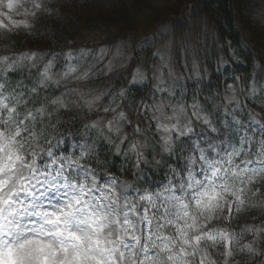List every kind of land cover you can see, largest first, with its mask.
I'll return each mask as SVG.
<instances>
[{
  "label": "snow or ice",
  "instance_id": "obj_1",
  "mask_svg": "<svg viewBox=\"0 0 264 264\" xmlns=\"http://www.w3.org/2000/svg\"><path fill=\"white\" fill-rule=\"evenodd\" d=\"M48 11L43 0H31V8L28 0H0V29L28 31L32 25L26 18ZM36 55L0 57V264H240L237 256L258 254L255 244L264 227H247L237 236L217 223H230L234 214L255 206L251 197L264 196V122L259 123L258 146L247 135L223 149L212 144L201 147L193 140L194 152L180 171L172 169L160 190L136 189L139 194L132 198L130 186L115 178L100 182L89 162L93 152L82 149L78 155H60L55 151L60 141L54 144L45 134L47 129L40 127L62 109L71 111L70 105L98 110L99 96L84 99L83 105L59 96L49 102L51 107L32 109L23 93L6 91L8 73L23 68L25 60L37 67ZM160 59L164 61V56ZM52 66L47 62L39 73L41 88L49 82L59 84ZM75 71L69 67L64 77ZM138 78L144 79L139 69L132 81ZM31 91L36 93L37 88ZM224 100L227 113L235 97ZM118 107H103L105 113L115 115L104 124L97 120L85 127L96 130L121 155V145L128 141L124 126L131 121L123 110L116 112ZM168 107L154 105L148 117L161 157L175 155L177 141L194 133V120L219 132L195 96L190 113L183 104L172 106L170 113ZM238 110L237 103L232 111ZM232 123L240 121L233 116ZM223 124L230 127L227 120ZM134 132L146 135L139 125ZM148 148L147 141L129 142L123 152L138 172L153 161L161 164L155 156L149 160ZM244 233L255 239L241 243Z\"/></svg>",
  "mask_w": 264,
  "mask_h": 264
},
{
  "label": "trees",
  "instance_id": "obj_2",
  "mask_svg": "<svg viewBox=\"0 0 264 264\" xmlns=\"http://www.w3.org/2000/svg\"><path fill=\"white\" fill-rule=\"evenodd\" d=\"M262 1L47 0L44 5L49 11L38 13L37 17L33 18L30 30L21 28L10 32H0V57L15 58L29 51L37 54L38 63L49 60L51 57L61 58L60 53L68 49L74 50L79 48V45L92 44L85 36L92 31L101 34V42L111 44L126 38L140 40L141 35L153 31L160 24L180 30L184 28V22L181 19L183 11L190 5L193 13L204 19L212 29L217 46L207 58L205 56L202 58L201 70H204L205 65L208 75L203 73L201 77H188L182 85L178 86L176 98L192 103L195 96L219 132H212L205 125L194 120V133L177 141L175 155L161 157L155 128L148 127L152 123L148 119L150 115L147 114L148 111L141 108L142 102L147 104L151 99V87L148 86L150 81L144 86L134 83L129 85L126 70L111 75L100 73L99 79L96 80L95 76L92 82L94 87L103 90L123 86L124 95L122 98L116 97L117 104L126 110L131 124H126L124 129L128 141L121 145V155H116L115 146L99 138L95 130L85 127L94 117L93 111H89L87 107L77 108L75 105H70L71 111L62 109L59 114L51 117L50 123L46 121L40 125L47 129L45 134L54 144L57 141L62 142L55 149L60 155L73 153L78 155V146L73 147V144H79L85 137L94 142L95 150L89 162L99 178L108 175L126 179L134 189L153 191L158 189V182L167 183L172 175V169L180 171L184 167L188 156L194 152L192 141L197 137H199L197 142L200 146L207 148L208 144L220 147L225 141L235 143L240 136L251 134L258 146V141L262 139L259 131L245 132L243 126L245 124L249 126L253 116L259 122H264V111H262L264 94L260 91L256 96H251L248 92L256 81H264V16L245 11L251 6L258 7ZM140 22L144 23V31L137 28ZM148 51L149 54L145 47H137L133 59L140 61L143 67L144 64L148 65L151 49ZM59 62L60 60L55 62L57 69H59ZM24 64L23 68L8 73L6 91L14 90V94L23 93V99L29 101L27 107L32 109L41 105L51 107L49 102L59 96H63L65 100H76L83 105L78 100L79 97L76 98L71 92H65L62 86L48 84L47 87L41 88L37 81L40 68ZM230 84H234L238 89L235 99L240 110L230 113L229 109L233 105H229L226 113L224 97L229 94ZM34 86L37 88L36 93L31 91ZM233 116L240 121V124L232 123ZM225 120L228 121L229 128L224 127ZM137 125L146 130L143 140L149 144L146 150L150 154L149 160H152L153 156L161 160L160 165H155L153 161L151 166H142V173L133 166L131 159L123 155L128 143H134L135 136H139L134 132ZM196 170H199V164ZM250 203L255 206L234 214L235 218L228 224L217 223V227H227L237 236H241L242 230L247 227H264V196L251 197ZM260 235L261 238L255 244L258 254L254 257L237 256L236 260L240 264H264V233ZM254 239L253 235L244 233L241 243L246 244Z\"/></svg>",
  "mask_w": 264,
  "mask_h": 264
},
{
  "label": "rangeland",
  "instance_id": "obj_3",
  "mask_svg": "<svg viewBox=\"0 0 264 264\" xmlns=\"http://www.w3.org/2000/svg\"><path fill=\"white\" fill-rule=\"evenodd\" d=\"M46 1L47 0H43V3ZM28 7L31 8V0H28ZM245 12H255L254 14L264 16V0L260 2L258 7L255 8V6H251ZM182 16L183 17L181 19L184 22V28L175 30L164 24H160L153 31H149L146 35H144V39L137 41L126 38L118 40L114 43L112 42L111 44H105L101 42V34L93 31L89 32L85 36L88 41H91L92 44L79 45V48L75 50L69 49L64 53H60L63 58H61V61L59 62V69H57L55 66V62L59 60V58L54 60L51 57L49 60H44V63L40 64L41 68L39 73L43 70L44 65L51 61L53 65L51 68V73L54 76V80L59 81L58 86H62L65 92H71L76 96V98L79 97L78 100L82 104L84 99H92L96 96H99L100 100L98 101V105L100 107L98 110L93 111L94 117L90 121V124L97 120H100L102 124L106 123V121L111 119L115 113H105L103 111V107H106L109 104H111L113 107L117 105L116 102L111 98H109L107 101H103V103L101 102V90L103 89L94 87L92 85V82L95 80L93 77L98 76V72H106L111 75L119 71L126 70L127 80L129 79L128 83H131L133 74L139 69L140 73L143 74L144 79L141 81L138 78L134 83L144 85L145 82L148 83L150 81L148 86L151 87V99L147 102V104L144 102L141 104V108L148 111V115L151 116L152 106L161 103L169 106L166 108V111L169 113L171 112L172 106L178 107L181 104H183L190 113V105L192 103L178 100L176 98V90L178 89V86L182 85L188 77H201V74L207 73L208 69L205 65L203 66L204 70H201L202 58L203 56L207 58V56L212 53L213 48L217 46V42L212 29L205 23L204 19L193 13L191 6L187 7L186 10L183 11ZM13 18L17 20L25 19L23 16L15 15ZM0 19H3V17H0ZM26 19H28L32 25L33 17H27ZM5 23H7V21H5ZM143 26L144 23L140 22L137 26L138 30L144 31L145 29ZM0 32L10 31L6 29H0ZM140 46H146L148 54V50L151 47L150 60L148 61L149 64H146L147 66L144 64V67L140 61L133 59L135 57L136 48H139ZM25 51L27 50L25 49ZM27 53L31 54L32 52L28 51ZM161 55L164 56V61H161ZM20 56L21 55H18L17 57ZM141 60L143 61L142 58ZM26 62L27 65H31V62ZM165 62L167 63V67H162V64ZM69 67H75L76 71L74 73H69V75L65 78L64 73L68 72ZM169 71H171L172 75L168 74ZM85 73H87L85 78H77L83 77ZM40 79L41 77L38 75V83ZM97 79H99V77H97L96 80ZM48 84L53 85L55 83L49 82ZM122 87H117V99L122 98L120 95L121 90H124ZM254 87L256 92L255 95L252 94V96H256L260 91L264 94V81H257L254 84ZM169 93L172 94L169 95ZM67 95H69V93H67ZM227 96H234V93H229ZM81 97H83V99H81ZM145 106L148 107L146 108ZM121 110L126 113L124 108H121L120 106L116 108V112ZM253 119L256 121V123H253L252 121L251 128L254 129L255 126L259 125V123L255 117H253ZM95 133L97 134L96 130ZM143 137L144 136L140 135L135 136L134 142L145 141L143 140ZM103 141L105 140L103 139ZM226 144H228V142H226ZM93 148L94 142H88L86 139L81 141L80 151L82 149H88L89 151H92ZM98 179L100 180V178ZM112 179L114 178L104 176L100 182L105 183L107 181H111ZM115 179L118 180L120 184L130 186L129 192L132 198H135L139 194L136 189L131 188V185L127 181L118 178ZM162 185H164L162 182H158V186H160V188L156 191L160 190ZM139 190L140 192L145 191L143 189Z\"/></svg>",
  "mask_w": 264,
  "mask_h": 264
}]
</instances>
